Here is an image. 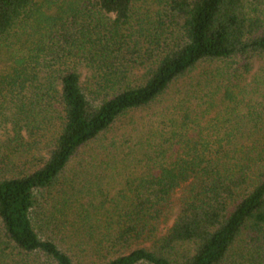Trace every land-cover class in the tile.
Masks as SVG:
<instances>
[{"label": "trees", "instance_id": "16d2710c", "mask_svg": "<svg viewBox=\"0 0 264 264\" xmlns=\"http://www.w3.org/2000/svg\"><path fill=\"white\" fill-rule=\"evenodd\" d=\"M148 1L0 0L2 259L264 264V82L253 93L232 82L264 61V0H168L136 27ZM230 61L237 68L217 91L187 90L124 136L121 154L136 152L146 168L126 203L98 181L94 199L70 205L83 187L81 171L70 172L86 150L98 144L110 160L120 148L101 144L122 119L159 104L200 65ZM218 97L226 112L210 125L222 119L223 137L186 141ZM247 134L262 145L238 156Z\"/></svg>", "mask_w": 264, "mask_h": 264}, {"label": "rangeland", "instance_id": "374dc122", "mask_svg": "<svg viewBox=\"0 0 264 264\" xmlns=\"http://www.w3.org/2000/svg\"><path fill=\"white\" fill-rule=\"evenodd\" d=\"M37 1L39 3L45 4L48 0ZM167 1L168 0H150L145 4L139 5L137 7V16L134 19V25L138 27L140 25L139 22L141 19L149 20L155 18V16L162 12ZM237 65V62L234 63L231 61L204 63L197 67V69L186 78L174 84L170 89L168 95L164 97V99L159 104L153 106L150 109H147L146 111L137 112L129 117L122 119L118 123L114 131H112V134L109 135V140L101 144L105 147H110L116 144V146L120 148L119 150H121V152H116V155L112 152H109L114 155L110 156V160L118 156V158L114 160L115 162L113 161L114 163L112 164L114 171L112 172L111 170L109 172H106L105 170V163L110 162V160L108 159L109 156L106 152L107 150L105 151L102 146L97 144L95 145V150H93V147H91L92 149L89 148L88 150H86L84 156L80 157V159L76 161L72 171L70 172L69 178L71 179L73 177H76L77 171H81L82 174H80L78 180L81 186H88L87 189H84V191L86 190L87 192H84L82 190L83 187L81 188L80 186H78L77 190L72 194L73 199L70 200V205L77 208L79 206L78 204L88 202L90 199H94L95 196L93 195H96L98 192L96 187L99 188L98 181H100L104 185L106 193H110L112 198L114 197L115 199H118L123 204L126 203L128 198L131 196L130 190L132 187L128 185L129 181H131V184H133L134 181L139 180L142 174L146 171V168H144L145 165H142V162H140L141 157H139L140 155H137L136 152L133 153V156H124V154H121L122 151L125 150L121 148L122 144L126 141L124 136H127L130 132H134L135 130L133 131V129L137 127V124L140 123V125H144L143 119L150 117L154 118L153 121L160 120V115L169 105H172L173 102L182 100L183 97H186L185 93H187V90L191 93V97H194L195 95L204 97L209 91V85L216 90L217 86L227 82L228 77L230 78L228 74L230 72L232 73V71L234 72L237 68ZM232 82L234 85H239L243 92L247 91L248 93H253V91H260L259 89H261V87L263 86L261 82H264V61H257L254 65L253 71L249 75H246L244 78L239 76V74L237 75V73L234 77L233 74ZM217 99L219 107H216V109L213 111L212 116L209 118L207 117L204 121H202V123L199 124L200 126L198 128L196 127L195 129H190L188 131L189 138H187L186 141L191 140L193 142L198 141L203 143L205 141H212V135H215L213 138L214 141L217 137H223V124H221L220 121L222 119H216L217 121L210 125V120L217 117L218 113L224 114L226 112L224 111V105L221 102L220 98L218 97ZM238 110L240 112H243V108L239 107ZM239 111L237 112V114L239 113ZM170 119L171 118H166L167 125H169ZM145 125H147V123H145ZM231 127L232 126L230 125H227V127H225L226 129H224V135L225 130H231ZM136 135L138 136L139 134L137 133ZM113 137L115 139L114 142L116 143L113 142ZM129 138H131V136H129ZM236 139L238 140V144L241 145V152L239 151L240 153L238 154V156H243L248 147L258 146L263 142V138L259 134H256L254 136H250L247 134L239 136ZM130 147H132L131 144L126 145L125 152L129 151ZM132 148L134 149V147ZM134 159H136L137 161ZM93 186L95 187V189L91 191V188L89 187L93 188ZM182 193L183 192L180 191L176 195V200L180 199V197L183 196ZM8 259V263L11 264H37L34 259L25 262L17 258L13 260L11 258L2 259L0 257L1 261Z\"/></svg>", "mask_w": 264, "mask_h": 264}]
</instances>
